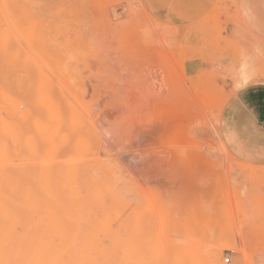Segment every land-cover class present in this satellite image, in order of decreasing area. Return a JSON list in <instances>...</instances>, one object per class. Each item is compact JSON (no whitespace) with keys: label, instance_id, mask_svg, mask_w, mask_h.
<instances>
[{"label":"rangeland","instance_id":"1","mask_svg":"<svg viewBox=\"0 0 264 264\" xmlns=\"http://www.w3.org/2000/svg\"><path fill=\"white\" fill-rule=\"evenodd\" d=\"M243 67L264 82V0H0V264H247L264 134Z\"/></svg>","mask_w":264,"mask_h":264},{"label":"bare ground","instance_id":"2","mask_svg":"<svg viewBox=\"0 0 264 264\" xmlns=\"http://www.w3.org/2000/svg\"><path fill=\"white\" fill-rule=\"evenodd\" d=\"M249 76L251 77L250 74H249ZM239 84H240V83H239ZM0 86H1V88H2V85H0ZM4 86H5V85H4ZM3 89H4V88H3ZM5 92H6V91H5ZM190 92H191V91H190ZM3 93H4V92H3ZM4 94H6V93H4ZM191 94H192V93H191ZM6 96H7V95H5V98H6ZM189 97H190V95H189ZM195 99H196V98H195ZM197 99H198V98H197ZM189 100H191V99H189ZM210 100H211V99H210ZM2 101H3V100H2ZM195 101H197V100H195ZM187 102H188V101H187ZM190 102H191V101H190ZM4 104H5V102H4ZM174 105H175V104H174ZM4 110H5V109H4ZM171 111H172V110H171ZM3 113H4V112H3ZM5 114H6V113H5ZM9 117H10V116H9ZM157 121H159V120H157ZM0 122H2V121L0 120ZM97 124H98V123H97ZM153 124H154V122H153ZM157 124H158V123L156 122L155 125H157ZM158 125H159V124H158ZM158 125H157V127H158ZM136 126H137V125H136ZM139 126H140V124H139ZM3 127H4V126H3ZM96 127H98V126L96 125ZM195 127H196V126H195ZM142 128H143V127H142ZM144 128H145V127H144ZM148 128H149V127H148ZM150 128H151V127H150ZM196 128H197V127H196ZM4 129L7 130L6 128H4ZM131 129H132V128H131ZM151 129H153V128H151ZM156 129H157V128H156ZM160 129H161V128H160ZM189 129H190V128H189ZM193 129H194V128H193ZM140 130H141V129H140ZM149 130H150V129H149ZM154 130H155V128H154ZM158 130H159V129H158ZM96 131H98V130H96ZM99 131H100V130H99ZM129 131H130V130H129ZM155 131H157V130H155ZM133 132H134V130H133ZM136 132H137V130H136ZM141 132H142V131H141ZM141 132H140V133H141ZM147 132H148V131H147ZM4 133H5V132H4ZM6 133H7V132H6ZM96 133H97V132H96ZM98 133H99V132H98ZM100 133H101V131H100ZM145 133H146V132H145ZM148 133H149V132H148ZM151 134H153V133H151ZM151 134L149 133V135H151ZM154 134H155V133H154ZM97 135H98V134H97ZM126 135H127V134H126ZM135 135H137V134H135ZM138 135H139V134H138ZM99 137H100V136H99ZM103 137H105V136L103 135ZM127 137H129V136H127ZM144 137H145V136H144ZM152 137H153V136H152ZM200 137H201V136H200ZM202 137H203V136H202ZM101 138H102V137H101ZM133 140H134V139H133ZM199 140H200V139H199ZM104 141H106V139H104ZM134 141H135V140H134ZM116 143H117V142H116ZM139 143H140V142H139ZM208 143H209V142H208ZM106 144H107V143H106ZM130 144H131V143H130ZM148 144H149V143H148ZM140 145H141V147L143 148L144 145H143V142H142V141H141V144H138V147H139ZM132 146H133V145H132ZM135 146H136V145H135ZM130 147H131V146H130ZM133 147H134V146H133ZM133 147H132V148H133ZM138 147H137V148H138ZM144 147H145V146H144ZM129 149H130V148H129ZM143 149H144V148H143ZM111 150H112V149H111ZM134 150H135V149H134ZM136 152H137V151H136ZM136 152L133 153V154L137 155V157H138V155H139L140 152H139V153H136ZM143 153H144V152L142 151V154H140V155H142V156H140V158H141V157L143 158V156H144ZM144 154H145V153H144ZM149 155H150V153H149ZM123 156H124V155H123ZM127 156H128V155H127ZM131 156H132V155H131ZM145 156L147 157L148 155H145ZM145 156H144V157H145ZM120 157H121V156H120ZM134 157H135V156H134ZM149 157H150V156H149ZM122 159H123V158H122ZM127 159H128V158H127ZM127 159H126V160H127ZM143 159H144V158H143ZM63 160H64V159H63ZM65 160H66V159H65ZM69 160H72V159L70 158ZM124 161H125V160H124ZM61 162H63V161H61ZM65 162H66V161H65ZM130 162H131V161H130ZM130 162H129V163H130ZM70 163H71V162H70ZM10 164H11V162H10ZM64 164H66V163H64ZM67 164H68V163H67ZM0 165H1V164H0ZM3 165H4V164H3ZM8 165H9V164H8ZM13 166H16V165H13ZM0 167H2V166H0ZM5 167H7V165H6ZM196 169H197V167H196ZM196 169L194 168V170H196ZM0 170H1V169H0ZM3 171H4V170H3ZM3 171H2V172H3ZM62 174H63V173H62ZM62 174H61V175H62ZM73 176H74V174H73ZM2 178H3V177H2ZM62 178H63V177H62ZM80 178H81V177H80ZM3 180H4V179H3ZM72 180H73V179H72ZM0 181H2V180H0ZM15 181H16V180H15ZM67 181H68V179H67ZM81 181H82V179H81ZM0 183H1V182H0ZM70 183H71V182H70ZM14 189H15V188H14ZM6 190H7V189H6ZM10 190H13V189L10 188ZM4 192H5V191H4ZM58 192H59V190H58ZM5 193H6V192H5ZM11 193H12V191H11ZM58 194H59V193H58ZM10 195H11V194H10ZM12 195H13V193H12ZM55 195H56V192H55ZM15 196H16V195H15ZM52 196L54 197V195H52ZM56 196H58V195H56ZM8 197H9V196H8ZM10 197H12V196H10ZM13 197H14V196H13ZM16 197H17V196H16ZM5 198H6V196H5ZM54 198H56V197H54ZM18 199H19V198H18ZM60 199H61V198H60ZM60 199H58V200H60ZM54 200H55V199H54ZM1 201H2V194H0V203H1ZM18 202H19V201H18ZM58 202H59V201H58ZM19 203H20V202H19ZM2 204H3V203H2ZM4 205H5V204H4ZM3 208H5V207H3ZM9 209H11V208H8L7 210H9ZM4 211H5V210H4ZM4 211H2V213H3ZM11 211H12V210H11ZM8 212H9V211H8ZM5 213H6V211L4 212V214H2V217H3V215H5ZM7 214H8V213H7ZM9 214H10V213H9ZM13 214H14V213H12L11 215H13ZM5 216H6V215H5ZM13 217H17V215L12 216V218H13ZM10 218H11V217H10ZM10 218H9V219H10ZM18 218H19V216H18ZM4 219H5V218H4ZM15 219H16V218H15ZM15 219H14V220H15ZM55 219H56V218H55ZM12 220H13V219H12ZM14 220H13L12 222H14ZM17 220H18V219H17ZM19 220H20V219H19ZM19 220H18V221H19ZM1 221H2V220H1ZM8 221H9V220H8ZM25 221H26V220H25ZM52 221H53V220H52ZM56 221H57V220H56ZM60 221H61V220H60ZM2 222H3V221H2ZM16 222H17V221H16ZM32 222H33V221H32ZM32 222H30V224H33ZM34 222H35V224L37 225V222H36V221H34ZM42 222H43V221H42ZM45 222H46V221H45ZM48 222H51V221H48ZM54 222H55V221H54ZM54 222H53V223H54ZM9 223H10V222H9ZM14 223H15V222H14ZM51 223H52V222H51ZM51 223H49V224L52 225ZM56 223H58V221H57ZM12 224H13V223H12ZM18 224H19V222H18ZM30 224H29V226H30ZM46 224L48 225V223H46ZM3 225H4V223H3ZM3 225H2V226H3ZM16 225H17V224H16ZM55 225H56V224H54V225H52V226L54 227ZM58 225H59V223H58ZM61 225H62V223H61ZM5 226H6V225H4V228H5ZM11 226H12V225H11ZM17 226H18V225H17ZM17 226H16V227H17ZM29 226H28V227H29ZM62 226L64 227L65 225H62ZM16 227H15V228H16ZM43 227L45 228V226H43ZM65 227H66V226H65ZM4 228H2V229L4 230ZM13 228H14V227H13ZM15 228H14V229H15ZM21 228H22V227H21ZM31 228H34V227H32V225H31ZM31 228H30V229H31ZM38 228H39V227H38ZM41 228H42V227H41ZM57 228H58V227H57ZM26 229L28 230V228H26ZM50 229H51V227H50ZM54 229H55V228H54ZM54 229H53V230H54ZM20 230H21V229H20ZM27 230H26V231H27ZM37 230H38V229H37ZM43 230H44V229H43ZM60 230H61V228H59V230H58L59 232L57 231V234L60 233V232H63V229H62V231H60ZM12 231H14V230H12ZM26 231H25V234H26ZM48 231H49V230H48ZM55 231H56V230H55ZM64 231H66V228H64ZM3 232H4V231H3ZM31 232H32V231H31ZM38 232H39V231H38ZM38 232L36 231V234H37ZM40 232H41V231H40ZM43 232H44V231H43ZM50 232H51V231H50ZM10 233H11V232H10ZM22 233H23V231H22ZM53 233H54V232H52V234H53ZM63 233H64V232H63ZM166 233H167V232H166ZM23 234H24V233H23ZM23 234H22V240H23ZM27 234H28V233H27ZM44 234H46V233L44 232ZM44 234H43V235H44ZM50 234H51V233H50ZM64 234H65L66 236H69V235H67L66 233H64ZM32 235H34V234L32 233ZM39 235H40V234H39ZM16 236H17V235H16ZM26 236H28V235H26ZM26 236H25V237H26ZM45 236H46V235H45ZM49 236H50V237H53V236H55V235H53V236H52V235H49ZM60 236H61V235H60ZM62 236H63V235H62ZM66 236H65V237H66ZM9 237H10V236H9ZM40 237H42V236H40ZM40 237H39V238H40ZM56 237H58V236H56ZM65 237H64V238H65ZM16 238H17V237H16ZM19 238H21V237H19ZM31 238H33V237H31ZM36 238H38V237H36ZM43 238H46V237H43ZM61 238H63V237H61ZM61 238H59V242H60L61 240H63V239H61ZM248 238H249V237H247V239H248ZM24 239H25V238H24ZM34 239H35V238H34ZM47 239H48V238H46V240H47ZM60 239H61V240H60ZM243 239H244V238H243ZM243 239H242V240H243ZM260 239H261V238H260ZM22 240H21V241H22ZM25 240H26V239H25ZM39 240H40V239H39ZM46 240H45V242H44L45 244H47V243H46ZM48 240H50V238H49ZM65 240H66V239H65ZM19 241H20V240H19ZM37 241H38V240H37ZM50 241L52 242V241H55V240L52 239V240H50ZM50 241L48 242V244L52 245L54 242H53V243H50ZM262 241H264V240H261V242H262ZM30 242H31V241H29V243H30ZM55 242H57V241H55ZM261 242H260V245L258 246L256 252H255L253 255H250V254L248 253V251H249V250H248V246H249V245L247 246L245 240H243V242L241 243V249H240V252L242 253L243 260L246 261L247 264H264V244H263V242H262V243H261ZM24 243H25V242H24ZM27 243H28V242H27ZM18 244H20V246H21V243H18ZM33 244H34V242H33ZM37 244H38V242H37ZM37 244H36V248H38V247L40 248L42 245H44V244H40V243H39L40 245L38 244L39 246H37ZM57 244H59V243H57ZM68 244H69V243H67V245H68ZM22 245H23V244H22ZM27 245H29V244H27ZM27 245L25 244V246H27ZM30 245H31V244H30ZM65 245H66V244H65ZM229 245H230V243H229ZM17 246H18V245H17ZM32 246H33V245H32ZM45 246H46V245H44L43 248H44ZM59 246H61V245H59ZM225 246H226V245H225ZM225 246H224V247H225ZM21 247H22V246H21ZM23 247H24V246H23ZM23 247H22V248H23ZM48 247H49V250H50V246H49V245H47L46 249H47ZM68 247H69V245H68ZM19 248H20V247H19ZM27 248H28V246H27ZM34 248H35V246H34ZM51 248H52V247H51ZM61 248H62V247H61ZM63 248H64V247H63ZM30 249L32 250L33 248L30 247ZM30 249H29V251H30ZM40 249H41V248H40ZM46 249H45V252H47V250H48V249H47V250H46ZM67 249H68V248H67ZM67 249H65V250H67ZM215 249H216V248H215ZM215 249H213V252H216ZM22 250H23V249H22ZM61 250H62V249H61ZM217 250H218V249H217ZM37 251H39V249H37ZM37 251L34 250V252H36V254H35V253L32 254L33 251H32L30 254H32V255H36V256H37V255L40 256L39 254H37ZM50 251H51V250H50ZM59 251H60V250H59ZM59 251H58V253H59ZM23 252H24V251H23ZM56 252H57V251H56ZM62 252H64V251H62ZM62 252H60V253H62ZM218 252H219V250H218ZM218 252H217V253H218ZM39 253H40V252H39ZM64 253L67 254L66 251H65ZM24 254H25V252H24ZM30 254H29V255H30ZM40 254H41V256H40L41 258H44V257H45V256H44V257L42 256V253H40ZM43 254L47 255L46 253H43ZM62 254H63V253H62ZM65 254H64V255H65ZM27 255H28V254H27ZM48 255H49V253H48ZM53 255L55 256V255H57V253H54ZM49 256H50V255H49ZM40 257H39V258H40ZM51 257H52V255H51ZM46 258H47V257H45L44 259H46ZM49 258H50V257H49ZM49 258H48V259H49ZM249 258H251V259L249 260ZM36 259H37V257H36ZM34 260H35V258H34ZM40 260H41V259H40ZM42 260H43V259H42ZM36 261H37V260H36ZM213 261H214V260H213ZM235 261H236V260H235ZM38 262H39V260H38ZM43 262H44V261H43ZM34 263H35V262H34ZM41 263H42V262H41ZM41 263H40V264H41ZM38 264H39V263H38Z\"/></svg>","mask_w":264,"mask_h":264},{"label":"crops","instance_id":"3","mask_svg":"<svg viewBox=\"0 0 264 264\" xmlns=\"http://www.w3.org/2000/svg\"><path fill=\"white\" fill-rule=\"evenodd\" d=\"M242 68L239 73L238 83H242ZM248 74L252 73L247 70ZM234 102L248 120L264 134V82L252 83L245 91L238 89L234 93Z\"/></svg>","mask_w":264,"mask_h":264},{"label":"clouds","instance_id":"4","mask_svg":"<svg viewBox=\"0 0 264 264\" xmlns=\"http://www.w3.org/2000/svg\"><path fill=\"white\" fill-rule=\"evenodd\" d=\"M244 14H245L246 17H250L251 16L250 10L247 9V8L244 9ZM241 79H242V83H240L237 87H238L239 91H245L253 83V81H252L251 77L249 76L247 70H244L242 72Z\"/></svg>","mask_w":264,"mask_h":264},{"label":"built area","instance_id":"5","mask_svg":"<svg viewBox=\"0 0 264 264\" xmlns=\"http://www.w3.org/2000/svg\"><path fill=\"white\" fill-rule=\"evenodd\" d=\"M229 262H230V258L229 257L225 258V263H229Z\"/></svg>","mask_w":264,"mask_h":264}]
</instances>
